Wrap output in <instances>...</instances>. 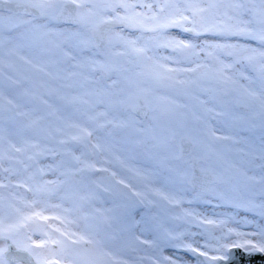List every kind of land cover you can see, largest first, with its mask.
<instances>
[{"label":"snow or ice","instance_id":"1","mask_svg":"<svg viewBox=\"0 0 264 264\" xmlns=\"http://www.w3.org/2000/svg\"><path fill=\"white\" fill-rule=\"evenodd\" d=\"M238 106L248 112L240 128L253 131L259 116L262 135L259 144L240 141L247 170L236 175L221 153L222 166L206 161ZM134 112H151L155 123L145 127ZM89 147L140 149L154 166L129 168L143 189L117 179L128 191L100 205L81 180L96 164L76 155ZM42 157L59 159L42 167ZM0 189L8 190L0 193V264H129L125 253L141 244L154 250L150 264H240L237 249L264 254L256 220L194 207L172 215L177 225L160 213L132 215L141 204L180 206L191 190L190 205L228 204L264 221V0H0ZM145 232L153 239H141Z\"/></svg>","mask_w":264,"mask_h":264},{"label":"rangeland","instance_id":"2","mask_svg":"<svg viewBox=\"0 0 264 264\" xmlns=\"http://www.w3.org/2000/svg\"><path fill=\"white\" fill-rule=\"evenodd\" d=\"M64 26V25H62ZM129 65V64H128ZM127 65V66H128ZM134 117L138 121H149L148 114L145 117H139L133 113ZM168 116L163 115L161 117V121L165 122L166 118ZM86 152L87 156L90 158V162L96 164V169L87 171L82 174L81 180L83 187L85 189H90L92 191L97 192L98 196V202L100 205H104L105 207H112L114 206V202L120 201V194L122 192H127L128 189L122 188V186H119L115 183L117 179H125L128 181L131 185H134L136 189L142 190L144 181L141 180L139 177L135 176L132 171L129 170V168H145L149 171L153 169V165L145 159V157L141 154L140 149H137L134 153H128L124 152L119 149V147H116L112 153L109 155H105L103 153H100L98 151L93 150L92 148L84 149L81 148L79 151L76 152V155H81L82 153ZM53 159L58 160L59 158H53V157H42L40 160V166L44 167L51 163H53ZM121 161H124V163L127 165V167H123L121 165ZM210 159L206 161V163H209ZM213 165V164H211ZM113 173L116 175L113 176ZM46 180H55L56 176H54L52 173H47L45 176ZM157 187L160 185L157 184ZM210 185L209 187H211ZM17 192H19L21 195H23L25 198H31V193H28L26 189H17ZM0 193H3L5 196L8 195V190L6 189H0ZM193 192L189 190L187 193L184 194L185 196V203L180 206H169L167 204H163L160 207H156L155 205H148L145 206L143 204L138 205L134 210L132 215L135 216V213L137 211H140L141 209L143 212L141 214H147L151 213L152 215H156L157 213H160L162 218L165 220L167 224L170 225H177L182 223L181 221H177L172 219V215L175 213L180 212L184 208L194 207L196 209H199L202 205V208L208 205H203L199 203L190 204L187 203V198L192 196ZM52 204L56 203V200H51ZM224 206L221 208L223 209ZM225 208V207H224ZM219 209H216L215 212H218ZM47 215H50V213H45ZM135 218L138 220L139 217L135 216ZM258 218V217H257ZM43 223V222H42ZM47 223L52 224L53 221L50 219ZM232 223V221H229L227 226L229 227V224ZM235 223V222H233ZM56 226H59V221L55 222ZM237 225V224H235ZM238 231H244L241 227H237ZM133 231L140 235L142 229L135 228ZM192 231H198L195 227L192 228ZM42 238L40 232H36L33 235V239L39 241ZM147 239L151 240L153 239V234L145 232L143 236H141V239ZM200 237H197V240H199ZM153 249L149 247L148 245L141 244L138 246L137 250L132 251L129 250L125 253L124 258L129 260V264H150V259L153 257ZM165 255H171L172 251L171 249H165L164 250ZM185 259H191V255L188 253L184 254Z\"/></svg>","mask_w":264,"mask_h":264},{"label":"bare ground","instance_id":"3","mask_svg":"<svg viewBox=\"0 0 264 264\" xmlns=\"http://www.w3.org/2000/svg\"><path fill=\"white\" fill-rule=\"evenodd\" d=\"M117 31H119V28H117ZM169 31L173 35L180 36L181 38H184V39H193V40L197 39L195 37H192L191 34L181 33L180 30H178V29H170ZM204 38L205 37H200L198 39L202 40ZM164 54H167V53H164ZM124 66L127 67V68H130V69H134L135 71H139V69H135L134 68V64L131 63V62L124 63ZM129 74H131V73H129ZM245 75H248V74L245 73ZM239 83L240 84H244L246 86L247 82L245 80H240ZM231 111H232V113H233L235 118H233L232 116L223 117V119L225 121H227V123H226V125L223 128H220L219 133H218L220 135H223L226 138L215 142V144L213 146V152L209 153V155L207 157V161L210 159V162L207 163V164H210V165L213 164V165L222 166L223 165V161H227L228 163H230V164H232L234 166L233 169H232L233 174L238 175V172L236 171L237 169H239L240 171L247 170L246 160L243 157V151L245 150V145L242 142H240V141L244 140V139H252L257 144H259L260 136L262 135V132H261L260 128L258 127V125H259V116L255 117V123L257 124V127L253 131H248L246 129L242 130L240 128V126L242 124H244L248 120L247 109L238 106V107H236L234 109H231ZM136 115L141 117L138 114H136ZM165 116H168V115L165 114ZM148 119H149L150 122H148V121H142V122H143L145 127H152L153 124L155 123V121L152 120V113L151 112H148ZM167 120H168V117L166 118L165 122H167ZM194 126L195 125H193L192 123H189L187 127L188 128H192ZM209 126L213 127V128H218L219 127V125L217 124L215 119H213V120H211L209 122ZM237 131L239 132V136L236 135ZM216 153H221L223 155V161L218 160V157H217ZM260 163H261V161L258 160V159L255 161V164H256L255 171L256 172H259ZM248 174L252 175L253 172L250 171V172H248ZM240 180H241V182H243V178L242 177H240ZM191 197L192 196L188 197L187 201L189 199H191ZM194 203L196 204L197 202H193L192 204H194ZM198 203L199 204H203V205H208V204L204 203L203 201L198 202ZM224 207H223V209L221 207L216 208V209H219V211L217 213H222V214H225V215H232V216L235 217L236 221H239V220H242L244 218H247L250 221L251 220H256L257 223H264V221H260L259 217L257 218L250 211H246V210L237 211L236 209H234L232 206H230L228 204L224 205ZM216 209H212L209 205L202 208V205H201V207L198 210L202 211V212L211 213L213 211H216ZM235 224H237V225H235ZM237 227L238 228L241 227L246 232L254 231V227L253 226H245L243 224L233 223V222L229 224V228L237 229Z\"/></svg>","mask_w":264,"mask_h":264},{"label":"water","instance_id":"4","mask_svg":"<svg viewBox=\"0 0 264 264\" xmlns=\"http://www.w3.org/2000/svg\"><path fill=\"white\" fill-rule=\"evenodd\" d=\"M101 30H104V26H101ZM136 114L140 115L141 117H145L144 112H135ZM211 184L209 183L208 186ZM197 190H199V184H197ZM236 260L240 262V264H264V254H253L248 255L241 250H236Z\"/></svg>","mask_w":264,"mask_h":264}]
</instances>
